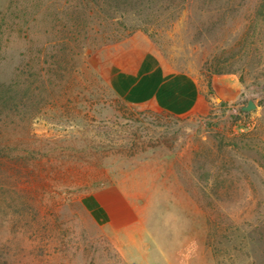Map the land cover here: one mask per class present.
Segmentation results:
<instances>
[{
    "label": "rangeland",
    "instance_id": "374dc122",
    "mask_svg": "<svg viewBox=\"0 0 264 264\" xmlns=\"http://www.w3.org/2000/svg\"><path fill=\"white\" fill-rule=\"evenodd\" d=\"M77 5L0 0V83L40 80L0 114V264H264V0L121 40Z\"/></svg>",
    "mask_w": 264,
    "mask_h": 264
},
{
    "label": "trees",
    "instance_id": "16d2710c",
    "mask_svg": "<svg viewBox=\"0 0 264 264\" xmlns=\"http://www.w3.org/2000/svg\"><path fill=\"white\" fill-rule=\"evenodd\" d=\"M78 12L81 16L78 17L79 23L82 18L90 17L95 22L107 26H114L117 29L115 39L131 37L137 32L148 33L152 25L160 20L172 5H175L179 0H77ZM77 11V10H76ZM79 25V24H77ZM211 75L208 77V87L211 90ZM37 84V85H35ZM34 85L38 90L40 80L36 79L30 82L29 79L20 81L15 86H6L0 83V114H5V117L19 116L29 118L33 116V111L30 110L34 106L36 94ZM161 118L170 119L176 122H184L178 116L162 111ZM241 118L240 114L237 116ZM207 120H211L208 117ZM209 122V121H208ZM208 126H212L211 122ZM22 158V159H21ZM20 159L25 161V156ZM19 159V158H16ZM19 159V160H20ZM16 182V181H15ZM88 209L91 210L92 216L98 223H106L107 215L103 208L97 203L93 196H88Z\"/></svg>",
    "mask_w": 264,
    "mask_h": 264
},
{
    "label": "water",
    "instance_id": "95a60500",
    "mask_svg": "<svg viewBox=\"0 0 264 264\" xmlns=\"http://www.w3.org/2000/svg\"><path fill=\"white\" fill-rule=\"evenodd\" d=\"M254 110H256V105L252 100H250V101H248L246 106H243L239 110V114L250 113V112H253Z\"/></svg>",
    "mask_w": 264,
    "mask_h": 264
},
{
    "label": "crops",
    "instance_id": "0c3cea01",
    "mask_svg": "<svg viewBox=\"0 0 264 264\" xmlns=\"http://www.w3.org/2000/svg\"><path fill=\"white\" fill-rule=\"evenodd\" d=\"M216 83V82H215ZM220 88H218L217 86H215V90L217 91V92H219L221 95H223V96H231L232 94L229 92V91H227V88H223V90H219ZM232 98H233V96H231ZM137 264V263H136Z\"/></svg>",
    "mask_w": 264,
    "mask_h": 264
}]
</instances>
